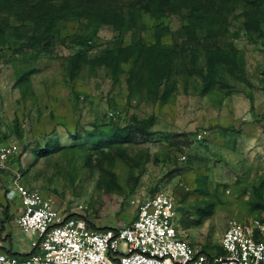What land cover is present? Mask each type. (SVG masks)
Listing matches in <instances>:
<instances>
[{
    "label": "rangeland",
    "instance_id": "374dc122",
    "mask_svg": "<svg viewBox=\"0 0 264 264\" xmlns=\"http://www.w3.org/2000/svg\"><path fill=\"white\" fill-rule=\"evenodd\" d=\"M201 1L225 22L215 39L213 73L205 76L208 60L202 45L183 43L187 17L185 10L177 12L161 24L163 43L175 49L170 80L159 90L145 68L129 80L131 61L123 63L118 79L87 60L76 78L67 74L69 57L80 49L72 42L75 34L95 46L89 58L117 44H153L158 21L144 9L138 12L137 29L120 38L107 25L96 31L78 10L59 19L55 45L37 58L0 44V146H20L9 168L0 170V243L7 250L27 253L33 240L16 221L20 203L5 197L16 172L64 215L82 216L95 229L129 225L143 201L167 192L178 204L175 220L181 236L209 255L218 252L230 220L263 218L264 208L258 204L264 188L258 187L264 180V35L244 29L253 9L247 0ZM97 2L110 12L141 5L138 0ZM10 18L16 22L14 15ZM232 45L238 50L237 66L221 56ZM34 68L36 72L22 79ZM257 106L259 120L254 119ZM152 116L154 134L116 144L110 149L113 161L89 145H76L72 137L87 130L105 135L112 127ZM201 132L205 137L198 140ZM53 137L65 149L40 155L37 145ZM119 146L132 159L117 157ZM209 202L213 211L204 215L199 209Z\"/></svg>",
    "mask_w": 264,
    "mask_h": 264
},
{
    "label": "trees",
    "instance_id": "16d2710c",
    "mask_svg": "<svg viewBox=\"0 0 264 264\" xmlns=\"http://www.w3.org/2000/svg\"><path fill=\"white\" fill-rule=\"evenodd\" d=\"M138 1H141L139 8L132 7L128 12H110L100 6L97 0H0V19L4 18V21H0V44L12 46L16 53H22L24 57L30 54L31 57L37 58L41 53L51 51L55 45L57 40L55 30L59 19L70 11L78 13V10L80 15L87 19L90 26L95 27L96 31L101 26L107 25L112 27L120 38L124 32L137 29L139 26L138 12L140 9H144L158 21L156 41L153 44L142 42L127 46L117 44L115 47L105 48L89 58V53L95 46L89 42L90 39L84 38L82 34H75L72 42L80 46V49L69 57L67 74L71 79L76 78L82 63L87 60L93 67H105L112 73L113 79H118L124 72L123 63L131 61L133 66L129 69V80L140 77V69L145 68L154 87L159 90L170 80L173 66L172 54L175 49L171 45L163 43L165 33L163 31L164 26L161 24L165 17L177 12L182 13L185 10L187 24L184 25L186 36L183 43L186 46L193 45L195 42L200 43L205 49L208 60L205 76L209 78L216 64L215 39L222 32L225 22L210 12L201 0H194L193 2L187 0ZM74 2H76V7L73 6ZM247 2L253 9H250L251 12L244 22V29L246 32L255 33L257 37H262L264 35L262 27L264 23V0H247ZM12 15L15 16L16 22L11 20ZM202 33L205 35L202 36ZM237 52L238 50L232 45L230 49L221 51L222 59L237 66L239 63ZM34 72H36L35 68L24 73L22 79ZM154 123L155 119L152 116L146 120H135L132 125L122 128L112 127L105 135L87 130L79 131L72 137L75 139L76 145L80 147L89 145L94 150L101 151L105 158L113 161L115 157L110 149L116 144H131L138 135L144 137L153 135L154 132L151 131V127ZM37 146L39 147H37L39 154L44 156L65 149L58 137L48 139L44 145L39 144ZM115 155L132 159L128 152L120 146ZM90 164L92 163L87 161V165ZM0 170L2 171V169ZM258 188L260 190L264 188V180ZM260 201L258 205L264 208V198H261ZM212 205L209 202L199 210L204 215L211 214ZM261 219L264 220V216ZM90 225L95 229L93 224ZM100 229L104 228H96L95 230ZM9 251V254L20 258L30 255V253L19 254ZM222 252L220 247L215 254Z\"/></svg>",
    "mask_w": 264,
    "mask_h": 264
},
{
    "label": "built area",
    "instance_id": "2783aa9c",
    "mask_svg": "<svg viewBox=\"0 0 264 264\" xmlns=\"http://www.w3.org/2000/svg\"><path fill=\"white\" fill-rule=\"evenodd\" d=\"M19 152L16 142L1 145L0 169L9 168ZM5 197L20 201L23 210L16 221L33 240L29 256L0 251V264H264V220H230L221 238L223 252L209 255L181 236L178 204L167 192L143 201L129 225L100 230L82 216L64 215L17 172Z\"/></svg>",
    "mask_w": 264,
    "mask_h": 264
},
{
    "label": "crops",
    "instance_id": "0c3cea01",
    "mask_svg": "<svg viewBox=\"0 0 264 264\" xmlns=\"http://www.w3.org/2000/svg\"><path fill=\"white\" fill-rule=\"evenodd\" d=\"M259 110H260V106H257L256 107V110H255V115H254V119L256 120H259V119H261V117H260V115H261V112H259ZM263 122V121H262ZM19 203H20V201H18ZM12 205V204H11ZM14 207V206H13ZM19 207H21V211H20V213L22 212V210H23V208H22V205H21V203H20V206ZM11 214L13 213V211L11 210V212H10ZM13 215V214H12ZM19 216V215H18ZM14 217H17L16 215L14 216ZM0 250H2V251H5V252H7V253H10V251L9 250H7L3 245H1V243H0ZM11 250H13V248H11ZM11 252H13V251H11ZM13 253H16V252H13ZM31 254L32 253V248L30 249V251H28L27 253L24 251V253H19V254Z\"/></svg>",
    "mask_w": 264,
    "mask_h": 264
}]
</instances>
